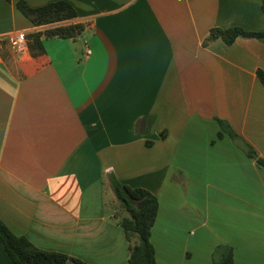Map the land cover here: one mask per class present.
Wrapping results in <instances>:
<instances>
[{
    "label": "crops",
    "instance_id": "crops-1",
    "mask_svg": "<svg viewBox=\"0 0 264 264\" xmlns=\"http://www.w3.org/2000/svg\"><path fill=\"white\" fill-rule=\"evenodd\" d=\"M18 2L77 17L37 27ZM68 25L83 31L34 55L33 34ZM233 27L263 33L261 0H0V220L41 250L129 264L115 177L159 200L157 264H214L223 244L264 264V170L218 138L219 119L264 158V37L204 44Z\"/></svg>",
    "mask_w": 264,
    "mask_h": 264
},
{
    "label": "trees",
    "instance_id": "trees-1",
    "mask_svg": "<svg viewBox=\"0 0 264 264\" xmlns=\"http://www.w3.org/2000/svg\"><path fill=\"white\" fill-rule=\"evenodd\" d=\"M261 2L264 11V0ZM17 8L37 27L61 23L77 17L74 7L67 2H56L38 9L29 7L25 2H18ZM82 31L83 27L80 25L59 26L45 33L33 34L29 46L34 55H38L44 51L43 37L74 39ZM239 37L263 38L264 32H248L241 27L214 28L204 44L207 46L212 41L223 40L231 45ZM258 78L264 86V71H258ZM218 123L221 128L218 138L222 139L227 134L248 158L254 160L258 167L264 170V158L260 157L252 146L244 143L226 122L218 119ZM110 185L115 195L111 212L113 218L123 227L129 242V264H157L151 237L160 209L158 198L147 190L123 185L115 177H110ZM0 243L14 264H66L70 260L76 264H85L65 254L37 248L27 238L14 235L1 220ZM212 257L214 264H234V249L227 244L219 245Z\"/></svg>",
    "mask_w": 264,
    "mask_h": 264
},
{
    "label": "built area",
    "instance_id": "built-area-1",
    "mask_svg": "<svg viewBox=\"0 0 264 264\" xmlns=\"http://www.w3.org/2000/svg\"><path fill=\"white\" fill-rule=\"evenodd\" d=\"M7 42L12 49L16 51L23 50L27 45V35L23 32L9 34L7 36ZM88 53L90 54L91 51H88Z\"/></svg>",
    "mask_w": 264,
    "mask_h": 264
},
{
    "label": "rangeland",
    "instance_id": "rangeland-1",
    "mask_svg": "<svg viewBox=\"0 0 264 264\" xmlns=\"http://www.w3.org/2000/svg\"><path fill=\"white\" fill-rule=\"evenodd\" d=\"M108 197H106V202H107V208L108 210L112 211V206H113V192L111 189L108 188L107 190Z\"/></svg>",
    "mask_w": 264,
    "mask_h": 264
}]
</instances>
